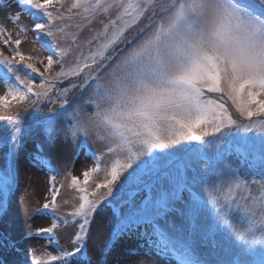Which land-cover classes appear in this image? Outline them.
Segmentation results:
<instances>
[{
	"label": "snow or ice",
	"instance_id": "snow-or-ice-1",
	"mask_svg": "<svg viewBox=\"0 0 264 264\" xmlns=\"http://www.w3.org/2000/svg\"><path fill=\"white\" fill-rule=\"evenodd\" d=\"M0 17V219L26 148L47 177L26 190L45 245L0 232L16 264H109L125 241L138 264H264V0H0Z\"/></svg>",
	"mask_w": 264,
	"mask_h": 264
},
{
	"label": "rangeland",
	"instance_id": "rangeland-1",
	"mask_svg": "<svg viewBox=\"0 0 264 264\" xmlns=\"http://www.w3.org/2000/svg\"><path fill=\"white\" fill-rule=\"evenodd\" d=\"M24 22L27 23V21ZM0 26L10 27L8 22L3 20L2 17H0ZM22 47L27 51L32 47V45L31 43H26L22 45ZM2 92L3 89L0 88V94H2ZM25 119L27 122L28 118L26 117ZM6 123V118L0 117V135L1 131L4 130L3 125ZM93 148H96L95 144H93ZM5 152L6 149L2 145H0V169H3L8 163ZM55 163L57 164V166L62 165V161L58 159L55 161ZM85 166L86 164L84 162V158L83 156H81L80 160L76 163L74 174L79 175L80 171ZM29 177L33 182H37L40 185L41 190H43L47 181V177L45 176L44 172L38 170L33 166L31 158L28 155V149L26 148L25 151L18 157V178L16 183L13 185L11 193L9 194L6 215H3V218L0 219V232L11 233L13 238L19 241V247L21 248L22 252H27L32 248H37L38 250H40L42 246L45 245L46 242L43 238L28 239L27 235L30 230H33L37 227L47 226L48 223V221L44 218H34L30 222L28 221V211L30 210V208L39 206L35 203V200H33L30 205L27 203L26 190L31 191V189L29 188ZM65 198H67V193H65ZM110 215L111 209H106L97 222L98 225L101 226V230L96 242L100 245H103V242L107 237L108 229L106 224L107 218ZM129 247V243L125 241L123 244L118 245L115 251L117 249L121 250L124 254L123 260H128V264H138L139 258L128 257ZM131 247H135L134 242ZM139 251L142 254L144 249H140ZM89 254L92 255L91 252ZM0 256L6 258L10 262V264H16L17 261L24 259L22 253H9L4 251L3 249H0ZM92 258L95 264L96 257L93 255ZM117 264H120V262H118ZM142 264H151V261L145 260L142 262ZM157 264H160V262L157 261Z\"/></svg>",
	"mask_w": 264,
	"mask_h": 264
},
{
	"label": "bare ground",
	"instance_id": "bare-ground-1",
	"mask_svg": "<svg viewBox=\"0 0 264 264\" xmlns=\"http://www.w3.org/2000/svg\"><path fill=\"white\" fill-rule=\"evenodd\" d=\"M124 259V254L121 250L117 249L114 251L109 259V264H117Z\"/></svg>",
	"mask_w": 264,
	"mask_h": 264
},
{
	"label": "trees",
	"instance_id": "trees-1",
	"mask_svg": "<svg viewBox=\"0 0 264 264\" xmlns=\"http://www.w3.org/2000/svg\"><path fill=\"white\" fill-rule=\"evenodd\" d=\"M4 118H6V122H7L8 117H4ZM5 134H6V130L4 129V130L1 131V135L0 136H3Z\"/></svg>",
	"mask_w": 264,
	"mask_h": 264
}]
</instances>
